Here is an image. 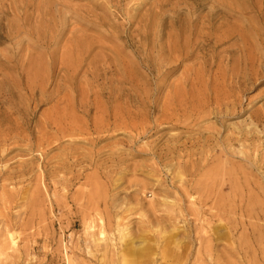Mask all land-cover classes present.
Listing matches in <instances>:
<instances>
[{
	"label": "rangeland",
	"instance_id": "374dc122",
	"mask_svg": "<svg viewBox=\"0 0 264 264\" xmlns=\"http://www.w3.org/2000/svg\"><path fill=\"white\" fill-rule=\"evenodd\" d=\"M259 25L264 0H0V170L31 168L0 183V264H216L236 246L209 245L214 224L226 234L239 217L218 212V193L200 203L218 165L205 139L247 127L264 155V64L247 87L237 79L257 70L238 36L253 34L260 56ZM215 99L237 103L225 129L206 113L215 105L192 113ZM55 132L59 147L42 155ZM227 160L264 185V167ZM23 223L13 247L5 231ZM245 247L235 264H264V245Z\"/></svg>",
	"mask_w": 264,
	"mask_h": 264
},
{
	"label": "bare ground",
	"instance_id": "6f19581e",
	"mask_svg": "<svg viewBox=\"0 0 264 264\" xmlns=\"http://www.w3.org/2000/svg\"><path fill=\"white\" fill-rule=\"evenodd\" d=\"M255 6V5H254ZM255 6L253 9H256ZM236 12H245L247 9L244 8V5H240L236 7ZM259 15L261 14V11H256ZM260 31H264V25H259V29L254 28L253 32L256 33V37L258 40V44L262 45V53L260 56H254L251 55V52L255 51L256 48L259 49V45L251 44L250 41H254L253 34H239L238 39L241 40L243 43H245L243 48V54L247 55V59L243 61V65H251L252 69L257 68L255 73H252L250 77L245 75H240L238 84L244 85L243 87L248 86V82L252 80L255 76L257 77L260 72L263 73V64H264V37L261 35ZM250 32V31H249ZM234 35V34H233ZM232 35V36H233ZM261 41V42H259ZM249 42V43H248ZM247 46V49L245 48ZM251 55V56H250ZM248 62V63H247ZM261 76V74L258 76V78ZM249 78V79H248ZM119 98L123 102L128 101L127 95L122 92V95ZM126 97V100L124 98ZM130 99V97H129ZM212 105H215V108L213 110H208L206 113L208 115L215 114L216 115V123L217 125L221 126V128H226V120L229 119V117L236 116L240 112L237 108L236 102H227L225 103L223 100L215 99L214 101H210V103H207L205 106H200L199 110H193L192 113L195 118L198 116L204 114V112L207 109H210ZM61 116V120H62ZM257 122V125H261V117L260 115L253 116ZM50 122V121H49ZM74 129V128H73ZM208 136L205 139L209 143H213L218 145V149L214 150V153L216 156L218 155L217 161L218 165L214 167V169H211L208 171L205 175V182L203 181V189L202 191L205 192V197L203 200H201L202 206H207V203L213 201V198L216 196V193H218L219 203H218V212L220 210H223V213L231 214L234 216L239 217L238 219H235V224L229 228L228 233H221V231L226 230V227L222 224L219 225H213L214 230L213 235L209 239V245H213L214 241H220L223 240V238L227 237V240L231 243L230 245H236V246H230L226 247L223 252H221L220 257H218V261L216 264H235L231 259L236 258L240 260L241 258L246 260V255L248 254V251L245 247V245H264V225L260 224L262 220H264V206L260 203V201L255 197V195H252L253 190H257L260 193V196L264 199V185L261 182H258L257 180H252L250 175L245 174L238 166L230 163L227 158H233L238 159L241 162H244L249 167L247 168L250 170V172H254L256 170L260 171L264 167V155L262 156H256L255 152L258 151L256 143L260 140V137L257 138V132L254 129H248L247 127L240 128V127H233L231 129V132L228 133L224 140L220 138L221 132L217 129H208ZM46 132V130H45ZM73 135H76V130L73 131ZM59 134L55 132L53 138H48L46 135L41 136L40 144L41 149L38 150L42 155L43 152H47L51 149H57L59 145L55 144L59 141ZM63 135V134H62ZM246 143H248L247 147L250 149L251 152H239L237 150V146H240L242 144L243 147H245ZM264 147V143L261 145ZM32 147V146H30ZM45 147V149H44ZM48 149V150H46ZM252 150L254 152H252ZM254 153V155H253ZM222 158V160H221ZM221 163V164H220ZM46 160L42 161V167L45 168L47 166ZM31 168L28 164V162H23L19 166V169L13 172H10L8 168H2L0 170V183L2 181H8L13 180L11 179V176H23L26 174V172H30ZM8 172H10L9 176L7 175ZM228 177L227 184H225L226 180L225 177ZM45 178V176H44ZM229 189L230 194L228 196L224 195L223 193H219V190ZM39 191V190H38ZM39 191V195H40ZM37 194V193H36ZM55 197V194H54ZM36 197L32 195L33 204H35ZM38 203V199H37ZM220 209V210H219ZM213 211V210H212ZM220 214V213H219ZM216 214L215 216H217ZM211 224V223H210ZM121 226V224H119ZM20 226L22 229H25L28 227V223L26 225L20 224V225H11L10 227L5 231L6 239L9 241V244L15 247L18 245L17 240L20 238L19 235H16L12 232V229L14 227ZM239 227L242 229L241 237L247 236L250 240H240L238 242L237 235L239 233ZM90 228V227H89ZM100 232H99V240H105L106 233H105V224L104 222L100 223ZM120 234L123 235L122 239H124V230H119ZM240 237V238H241ZM242 239V238H241ZM209 248V247H208ZM210 250V248H209ZM262 255L261 259L264 263V250L261 249ZM220 259L223 260V262H219ZM68 264H75L74 261L70 260L69 257H67ZM244 264H255L253 261H247Z\"/></svg>",
	"mask_w": 264,
	"mask_h": 264
}]
</instances>
